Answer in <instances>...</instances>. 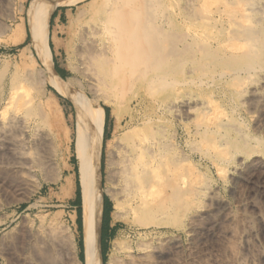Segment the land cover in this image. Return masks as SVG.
Masks as SVG:
<instances>
[{
	"label": "bare ground",
	"instance_id": "bare-ground-1",
	"mask_svg": "<svg viewBox=\"0 0 264 264\" xmlns=\"http://www.w3.org/2000/svg\"><path fill=\"white\" fill-rule=\"evenodd\" d=\"M78 1L80 0H21L19 3L20 11L25 14V24H18L17 31L21 34L20 41L26 38V33L29 38L28 44L22 49V57L30 61L32 73L21 75L20 72V75H14L9 81V92L7 97L2 100L3 106L0 109V158L1 161L4 158L7 159L1 163L6 165L7 169L18 173L29 169L28 157L31 154V144H34L35 147L38 145L36 148L39 149L37 150H40L43 154L45 153L48 138L46 140V138L37 137L39 132L35 133L36 135L33 134V137H37L35 140L31 136V141L28 136L30 118H39L37 117V111L43 105L49 107L51 115L57 119L56 129L59 136L60 156L65 161L71 138L69 130L62 123L60 111L56 104L57 97L66 99L73 107L76 123L73 134V156L76 161L80 195L81 231L79 232V240L82 244L83 258L80 261L77 253L78 236L69 230H62V228L60 229L62 231L59 232L56 229L57 227L53 226V222H49L52 226H48V224L44 226L45 224L42 221L44 217L41 220L39 217L38 220L42 221L41 223L44 225L41 224L42 226L38 230L39 236L33 233L36 238H40L38 239L39 256H41L39 263L45 260L49 264H103L100 239L104 196H107L113 202L112 217L119 218L120 216L131 215V217L125 219L130 234L152 227L176 225V219H170L168 224H163L156 218L157 211L164 212L166 210V203L169 199L173 201L177 198H175L177 194L175 193V195L173 192H171L172 194L169 193L168 197L166 190L170 188L174 190L179 185L178 182H175L177 177L185 179L180 176L184 172L178 174L179 172L175 169V163L184 160L181 159L174 163L173 157L176 156L171 153V148H177L178 145L176 143V133L174 132L175 135L173 134L174 136L170 137L172 138L171 141H168L164 134L162 119L167 115L176 117L180 112L187 113L188 116L193 111L192 108H194V112L195 110L199 111L196 107L190 106L192 110L189 107L187 108L188 102L174 98L178 91H183L195 84L194 79L186 77V74H188L187 67H192L196 72H203L220 66L223 72L227 71V74L221 71L218 77L226 86L238 89L244 85L246 79L247 83L251 79L254 81L253 79L258 76L257 71L260 68L263 69L264 66V6L262 5L264 0H205V3L212 1V3L219 2L220 6L222 5L223 9L216 13V17L211 16L212 14L210 15L209 12L210 8L208 7L213 5L211 3L206 4L209 5L207 10L203 1H201V4L204 7L200 8V6L194 11L185 10L183 7L181 9H184L185 12L176 15L172 12L173 7L168 5L165 0H87L75 6L76 11L74 14L65 16L67 24L65 30L59 26L57 19H54V26L50 30L49 23L55 10L60 6H67ZM9 2L11 4L12 1L9 0ZM186 4L191 5L188 2ZM74 27L75 31L72 39L69 36ZM61 34L69 37L67 46L74 47V56L80 67V74L87 80L89 86L96 91L104 106L110 108V116L115 120L118 134L120 130L124 132L120 139L103 141L104 109L93 107L86 97L71 88L69 80H65L57 73L50 44L56 47V39ZM261 75H264V73L262 72ZM211 77L212 75L209 77L210 80ZM199 80H197V83ZM258 80L255 83L260 85L261 89H264V76ZM243 81L245 82L243 83ZM125 87H128V92L131 91L129 88L132 87H148L152 96L162 99L169 96L171 99L163 101L164 104L157 108H147L145 111H143L140 103L133 106V101L129 100L127 110H124L123 116H121V108L115 106L109 97H118V100L122 102L123 99H120V97L126 95L127 90L124 94ZM247 88L244 90H249ZM243 91H240L241 93L239 90L237 91L239 96ZM244 93L243 96L246 95ZM258 96L260 98V95ZM254 99L256 100V98ZM262 102L259 101L258 104L263 105L264 102ZM205 110L203 107L202 113H205ZM208 112L205 114H208ZM199 113L201 112L199 111ZM205 114L203 115L208 118L203 116L204 119H210L211 116V121L206 120L204 124L196 125L197 130H194L197 138L194 141L196 148L202 149L199 150L204 151L207 155L213 153V157L217 158L214 161H217L218 164L234 165L235 158L233 160V155L227 150L226 146V148H222V144H218L214 138L215 136L212 135L213 131L211 130V133L208 130L210 125H215L216 128L219 125V120L214 117L215 112H209L210 116ZM197 115H201V121L203 122L202 114ZM220 115L217 117H220ZM225 116H222V118ZM230 123L232 124V122ZM231 124L229 125L231 126ZM36 130L40 129L37 128ZM218 133L220 132L217 131L214 134ZM221 135L220 137H222ZM243 136L246 137L245 134ZM248 138L250 139V137ZM103 146L107 156V163L104 168L101 164ZM115 146L117 147L114 151ZM237 147L232 145V142L231 146L229 145V148H234V150H239ZM179 163L176 166L178 168L185 165ZM73 178L74 176L70 175V177L62 180L60 178L45 183H59L61 181L63 189L69 192L71 197V191L74 188ZM183 180L181 181L183 182ZM198 181L195 183L197 184ZM22 182H26V179L23 178ZM175 183H178V185ZM190 184L192 182L187 186ZM204 190L206 189L204 188ZM181 194L178 195L179 199L177 198L180 203V200L185 198V196L183 197L184 194L180 197ZM172 195H175L173 200ZM192 196L193 194H191ZM170 201H168L169 205ZM176 203L175 207L179 210L180 205L177 203V206ZM177 208L174 209L177 210ZM161 211H159L160 214ZM76 217L75 213L70 218L75 226ZM188 227L189 225H187ZM26 230L24 229V231ZM196 230L199 229L193 228L189 230V233L191 234ZM190 236L192 239V235ZM239 239L246 241L247 236L242 235ZM28 240L30 243L32 236ZM35 241L37 242V240ZM124 241L128 244L125 245ZM162 241L161 243H163ZM147 244L144 243V237L139 235L135 244L138 253L135 254L132 240L128 242L123 236L117 235L112 240V254L107 257L105 264H157L163 258L164 253L156 251L158 249H153ZM23 245L25 247V244ZM162 248L159 249L162 250ZM163 250L166 251L167 248ZM32 251L34 254L35 251ZM28 253L30 254V252ZM115 254L121 255L119 263L114 261ZM42 263L45 264V262Z\"/></svg>",
	"mask_w": 264,
	"mask_h": 264
},
{
	"label": "rangeland",
	"instance_id": "rangeland-1",
	"mask_svg": "<svg viewBox=\"0 0 264 264\" xmlns=\"http://www.w3.org/2000/svg\"><path fill=\"white\" fill-rule=\"evenodd\" d=\"M2 1L3 0H0V109L3 106L2 100L7 97L9 92V81L14 77V75L17 76L21 73V75H27L32 73V65L30 61L23 59L22 57V49L29 42L27 41V33L26 38L23 41H20L21 34L17 31V26L25 24V14L23 11H20L21 7L19 3L21 0H10L12 1L11 4L9 0ZM85 1L87 0H80L67 6H60L56 9H60L64 15L61 22L58 23L63 30L67 28L65 16L68 14H74L76 11L75 6ZM165 1L168 5L173 7L172 12L174 14L176 13V15L184 13V9L194 11L200 6V8L204 7V5L201 4V1H203L205 5L210 3L213 5L211 7L206 5L205 8H210L209 12L210 15L212 14L211 16L216 17V13L223 9L219 2L217 3L214 1L213 2L217 4L212 3V1L205 3V0ZM187 2L191 5H187ZM262 5L264 6V1L262 2ZM18 7L20 8L18 9ZM183 7L184 9H181ZM190 7H192V9H190ZM68 8L70 9L67 10ZM209 12L207 11V13ZM177 18L179 19V16ZM53 26L54 22H52L50 30ZM74 31L75 27L69 36L72 39ZM183 32L185 33L184 30ZM69 37L65 34H61L56 39V47L50 44L55 67L59 71H64L65 74L63 78L70 81L71 88L86 97L93 107L95 106L108 109L106 141L114 140L116 138L120 139L124 132L120 130L118 134V128L115 120L110 116V108L104 106L103 101L98 97L96 91L89 86L87 80L80 74V67L78 66L74 56V47L67 46ZM192 69V67H187L188 74H186V77L194 79L195 84L183 91H178L174 98L182 99L188 102L187 108L189 107V109H191L192 107H196V109L198 108L201 113H199L198 110H195L194 112V108H192L193 111H191L188 116L187 113L180 112L176 117L167 115L162 119L164 134L166 135L167 140L171 141L172 138L170 137H173L176 133V143H178V145L177 148H171L172 155L176 156L173 157L174 163L175 161H180L181 159L184 160L183 162H180L181 164H185H183L184 166H181L182 169L180 166L179 168L176 167L179 162L175 163V169L179 172L178 174L182 172L186 173L187 171L186 174H180V176L185 178L184 180L180 177H175L178 179H175V182H178L179 185L178 183L175 184L179 187L181 185L182 186L180 188H177V186L174 190L173 188L167 189L166 193L168 197L172 194L171 192L174 194L176 193L177 195L175 194L176 196H174L178 199V195L182 193L180 197L184 194L183 197L185 196L186 199L182 198L180 203L176 198L179 203L177 201L176 202L180 205L178 210V208L175 207L176 199L173 200L174 196L172 195L171 198L174 202L169 199L168 201H170V205L168 201L166 203L168 208L165 204L166 210H164V212L159 210L161 211V214L164 213V216H160V212L157 211L158 213L156 212V218L163 224H168L170 219H176L175 221L177 224L174 226L164 225L155 228L152 227L139 232H131L130 234V230H128L125 219L131 217V215L120 216L119 218L112 217L114 211L113 202L107 196H104V199H106L111 206L110 217H108V228L105 235L106 238L103 240L106 259L112 254V240L117 235L123 236V238H125L128 242L132 240V246L134 247L135 254L138 253L135 249L136 241L139 235H142L144 237V243L146 242L147 244L148 242V246L153 249H158L156 250L158 252L164 253L163 258L157 264H264V98L262 99V95L264 97V89H261V86L255 83V81L257 82L259 78L264 76H260L262 72L264 73V66L263 69L260 68L257 71L258 76H254L255 78L253 77L254 81L251 79L248 80L249 83H247L246 79V82L243 81V83L245 82L244 85L238 89L226 86V84L222 82L221 78L218 77L222 71L220 66L203 72H196ZM224 72L227 74V71ZM210 75H212L211 80L209 78ZM257 77L259 78L256 79ZM199 79L201 80L200 84ZM197 80H199L198 83ZM245 86L251 91L244 90L246 89ZM127 88L128 87L124 88V94ZM232 89L236 91L234 92ZM129 90H131L129 91L131 95L127 90L128 94L126 92V95H123L124 97H120V99H123L122 102L118 100V97H109L110 101L115 106H119L121 108V116H123L124 110H127L129 100L133 101V106H135L136 103H140L143 111H145L147 108H157L158 106L164 104L163 101L165 102L171 99L169 96L166 99L152 96L148 87H132L131 89L129 88ZM238 90L239 92L244 90L246 95L243 96V91V93L239 96V93L237 92ZM232 93L238 97H235ZM253 93L260 95L261 99ZM253 95L256 100L258 99L257 101L253 98ZM191 97L193 98L191 99ZM259 101H263V105L261 103L258 104ZM56 104L60 111L62 123L65 124L64 126L69 130L71 138L65 161L60 156L59 136L56 129L57 119L51 115V110L45 105L38 108L37 117L39 118H30V130L28 132V136L31 141L32 139L35 140L37 137L46 138V140L48 138L47 145L44 150L45 153L43 154L40 150H37L39 149L36 148L38 145L35 147L34 144H31V154L28 157L29 169L18 173L7 169L6 165L1 163L7 159L4 158V160L1 161L0 158V264H38L40 260L39 258L41 257L39 256L40 246L38 241L40 238H36V235L38 234L39 236L38 230H40L42 225L45 224L44 226H46L48 224L49 226L52 222V224H54L53 226L55 228L57 227L56 229L59 230V232L65 229L78 236L77 243L79 245H77V253L78 257H81V260L83 258L82 244L79 240V231L77 226H75L74 222L70 219L76 213V208L74 207L75 204L73 203L76 198L75 193L77 180V167L73 156V134L76 129L75 116L72 105L66 99L57 97ZM203 107L204 110L207 108L205 113H207V111L210 113L215 112V116H213L219 120V125H217V128L215 125H210L208 130L211 133L213 131L212 135L215 136L214 138L216 142L220 145L222 144V148L226 146L227 150H229L231 155H233V160L235 158L234 165L228 164L229 166H227L226 163L218 164L217 161H214L217 158L213 157V153L207 155L204 151H200L202 149L199 148V150L196 148V144H194V141L197 140L195 137L196 132L194 131L197 130L196 125H202L206 120L211 121L209 112L208 114L202 113ZM211 107L212 109L214 108V110H212ZM217 109L218 111H216ZM197 111V114H202L203 122L201 121V115L198 116L196 114ZM219 112H221L220 114L222 116H226L222 118ZM203 114L210 116V119L205 120L204 117L207 116H204ZM219 115L220 117H217ZM213 116L212 119L214 118ZM230 122H232V124ZM229 124H231V126ZM37 128L40 130L37 131ZM232 128H234L235 131L234 129L232 130ZM217 131L220 133L214 134ZM37 132H39L37 137H33V134H37ZM244 134L246 137H250L251 140L248 137L246 138L243 136ZM220 135L222 137H220ZM31 136L33 137L32 139ZM233 137L234 139L231 140ZM259 139L262 140L260 141ZM230 141L232 142V145H235L236 147L238 146L237 148H239V150L229 148V145L231 146ZM258 141L260 144L257 143ZM241 142L245 144L243 145ZM116 147L117 146L114 147V151L116 150ZM247 147L252 150L251 153V150ZM102 149L101 164H103L102 167L104 168L107 163V156L104 151V146ZM185 169L186 171H184ZM220 172H222V174H220ZM178 174L176 173V175ZM70 175L74 176V188L71 191V197L69 196L70 193L63 189L61 181L59 183L51 182L52 184L45 183L46 181H54L60 178V180H62L66 177H70ZM23 178L24 180L26 179V182L24 183L27 184L22 182ZM27 180H29V182H27ZM179 180H183L184 183L181 181L183 184H189L191 182L192 184L189 186L185 184L183 186ZM196 181H198L197 184L195 183ZM182 188L184 192H182ZM204 188L206 190H204ZM191 189H193L192 192ZM196 190L197 192H195ZM191 194H193L192 197ZM177 203L176 205L178 206ZM174 208H177V210ZM107 214L108 212H106V215ZM172 214H176L174 215L176 218ZM39 217L40 220L44 217L42 220L44 224L41 223L42 221L38 220ZM188 221L192 222L189 223ZM49 222L51 223L49 224ZM57 224L58 226L60 225L59 228L56 226ZM187 225H189L188 228ZM61 228L62 230H60ZM193 228H198L199 230L190 234L189 230ZM24 229L27 230L24 231ZM110 229L114 230L111 234L108 232ZM190 235H192V239ZM242 235L247 236L246 241L239 239ZM31 236L32 240L29 243L28 239L31 238ZM34 236L35 238H33ZM34 239L37 240V242ZM169 240L172 241L169 242ZM161 241L166 244L161 243ZM34 242L38 244H33ZM23 244H25V247ZM124 244L127 245L128 243L125 242ZM174 247H178L179 249H172ZM159 248H162V250ZM164 248H167V250H163ZM26 249L30 252V254ZM32 250L35 251L34 254ZM115 256V263H119L121 255L115 254ZM31 261L32 263H30ZM42 262L49 264L48 262L46 263L45 260ZM42 262L40 261L39 264H44Z\"/></svg>",
	"mask_w": 264,
	"mask_h": 264
},
{
	"label": "trees",
	"instance_id": "trees-1",
	"mask_svg": "<svg viewBox=\"0 0 264 264\" xmlns=\"http://www.w3.org/2000/svg\"><path fill=\"white\" fill-rule=\"evenodd\" d=\"M60 10V9H59ZM54 19V13L51 17V21L49 23V27H51V24L53 22ZM27 41H29V39L27 38ZM51 48V46H50ZM57 73L63 78L64 76V71H59L56 67H55ZM105 111V123H104V131H103V141L105 142L107 140V136H106V126H107V121H108V109L107 108H103ZM76 175H77V171H76ZM78 180H76V193H75V201L73 202L75 204V208H76V215H77V219H76V226L78 228V231H81V222H80V195H79V187H78ZM103 213H102V226H101V239H100V245H101V253H102V261L103 264H105L106 262V254H105V250H104V245H103V240L106 238V232H107V228H108V217L106 215V212L111 210V206L110 203L106 200L103 199ZM77 203V204H76ZM80 229V230H79ZM114 230L110 229L108 230V232L111 234ZM79 260H81V257H79Z\"/></svg>",
	"mask_w": 264,
	"mask_h": 264
},
{
	"label": "crops",
	"instance_id": "crops-1",
	"mask_svg": "<svg viewBox=\"0 0 264 264\" xmlns=\"http://www.w3.org/2000/svg\"><path fill=\"white\" fill-rule=\"evenodd\" d=\"M63 13L61 12V10H55L54 12V19H57L58 20V23L61 22L62 18H63ZM53 19V21H54ZM107 217H110V211H108V214H107Z\"/></svg>",
	"mask_w": 264,
	"mask_h": 264
}]
</instances>
